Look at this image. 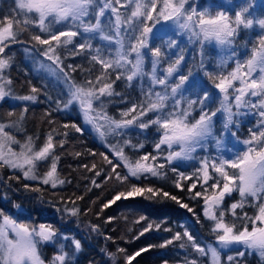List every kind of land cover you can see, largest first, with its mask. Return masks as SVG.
I'll return each instance as SVG.
<instances>
[{
  "label": "snow or ice",
  "instance_id": "1",
  "mask_svg": "<svg viewBox=\"0 0 264 264\" xmlns=\"http://www.w3.org/2000/svg\"><path fill=\"white\" fill-rule=\"evenodd\" d=\"M15 3L22 19H16L15 22L8 19L6 23H0V101L10 95V90L6 89V85H10L11 80H5L4 72L10 68L12 57L6 55L5 50L10 44L21 43L22 41L18 39L20 33L27 31L29 26H35L41 33H48V36L42 38L41 35H32L31 40L39 45L48 46L42 54L52 60L57 67L60 65V56L56 49L61 45L71 44L74 37L84 33L88 36L83 43L76 45L78 51L72 54L80 55L85 50L90 53L94 52L91 55V61L99 64L103 69L102 74L97 76L95 81L86 80L81 85L71 81L68 74L63 72V68H59L65 77V82L68 83V93L65 99L55 102L57 110L78 107L83 113L85 122L93 124L94 129L101 136L107 132L119 135L133 125L140 129H148L155 125L160 134L154 145L155 149L163 154L162 146H166L169 151L165 159L169 164L174 160L196 159L193 154L198 148L205 147L210 138L215 140L218 148L222 145L223 138L214 135L213 118L217 116V113L225 114L223 127L227 130L229 125L239 126V121L234 117L242 114L240 111L242 108L259 110L258 130L250 129V137L242 141L245 150L237 152L232 159L223 156L211 160L208 157L202 158L200 167L193 174L197 177V181H194L188 190L191 192L195 189L197 182H200L201 187L204 188L203 192L196 191L193 198L202 197L204 215L213 222L211 231L221 249L242 245L249 254L254 252L264 258V18L256 20L250 18L249 10L253 7L252 3L241 4L234 16L223 10L197 11L190 5L189 0H15ZM121 9H128V11L125 14L121 12ZM107 13L111 15L106 18ZM147 21L152 23L149 24ZM161 21H171L181 33H188L189 41H198L202 47L205 43L215 42L216 45L228 50H231L237 43L242 30L252 29L254 24L262 30L252 42L250 55L243 60L235 59V67L231 71L227 73L222 70L205 72L209 81L221 94L220 107L215 110L209 108V102L213 98L209 91L204 89H201L202 95L200 92L196 93L195 99L186 98L183 95L184 87L192 76L191 70L187 75H179L177 83L169 85V78L179 72L184 61L183 49H180L176 59L171 60L163 69L164 74L158 75V68L165 58V52L160 46H150L149 39L153 35V29ZM58 25L66 30L57 29ZM97 37L106 43L94 48L91 41ZM126 39L127 45L125 44ZM166 44L168 49L178 47L175 39L167 40ZM247 44L246 41L244 46L247 47ZM112 45L115 47L113 48ZM144 50H147V55L151 57L150 71H145L146 53ZM237 56L236 51H231L229 56L219 60L217 67L223 69L228 60ZM41 67L44 65L42 64ZM69 67L72 66L69 65ZM109 70H124L117 71L116 79L123 77L129 87L132 86L131 82L134 79L143 80L147 77L151 85H161L164 91H153L152 87H149L147 92L143 93L144 99L139 104L134 103L131 108L122 112L121 119H114L108 116L105 104L111 102L109 98L120 95V93L113 89L114 81H110L108 77ZM193 87H196L195 83ZM38 91L37 88L32 87V94L13 98L35 102L37 99L35 93ZM178 95L179 99H177ZM251 97H256V102H252ZM169 100L173 101L171 105L168 103ZM197 105L199 116L194 117L193 112ZM27 111L25 107L19 121L10 124L0 123V168L7 166L19 169L23 172L25 179H40L43 184H51L55 188L57 184L62 185L65 181L59 179L57 175L59 156L55 155L54 150L57 145L54 143L52 132L46 136L42 145L37 146L32 136H27L20 141L11 132L5 130L6 128H20L24 119L23 113ZM149 112L156 113L155 118L147 122L141 121L140 118ZM101 120L104 121L103 124L98 123ZM63 127L67 128L69 125L65 124ZM71 127L77 132L81 131V128L75 124ZM232 135L235 137L236 133L232 132ZM130 143V140L125 141V144ZM63 144L64 141L61 140L59 146L62 147ZM13 145H17L19 150L14 149ZM174 146H178V150H173ZM133 147L142 148L143 144ZM113 150L124 162L128 174L121 176L116 173L114 165L112 173L107 176L108 179H111L114 174L115 179L123 183L130 177L139 179L145 174L162 175L159 169L164 168L163 164L149 163V160L156 161L157 156L144 155L132 161L124 155L122 147ZM104 159L107 160V156ZM49 160L51 162L48 170L43 176H38L36 174L38 164ZM108 163L112 162L109 160ZM95 168L96 165L93 164L92 169ZM172 170L176 171L175 168ZM229 170L235 171L230 172ZM95 174L99 176L100 172L97 171ZM179 177L183 180L191 179L182 172L179 173ZM209 181L214 182L209 185ZM92 183L99 187L95 180ZM205 185L208 187H204ZM176 186L181 187L179 182ZM24 187L29 186L25 184ZM209 188L211 194H209ZM32 190L39 191L38 188ZM233 192H238L240 199L224 210L221 207L224 199ZM158 195L169 197L180 203L176 196H170L168 192L161 193L151 187L132 185L126 192H118L104 207L107 208L109 204L121 198L145 196L151 199ZM249 198H251L250 206L256 209L254 215L249 216L247 212H243L238 216L236 210L243 209L245 204L249 203ZM180 206L188 209L189 212L192 211L187 204L181 203ZM16 207L20 206L16 205ZM66 211L73 216L78 214L76 208L66 209ZM228 212L235 220L243 221L239 228L235 220L232 222L226 220ZM141 219L144 218L141 217ZM92 227L96 230L95 225ZM150 229L151 225L145 228L144 232ZM144 232H141V235ZM56 237L57 230L52 225L30 226L27 223L17 222L16 219L0 211V264H45L40 246L54 242ZM61 238L70 241L75 253L80 252V240L68 235H63ZM183 238H186L188 246L195 252L201 255L210 253L213 264H220V249L210 245L202 247L187 229L183 234L176 232L172 239L166 240L160 247H167L174 240L180 241ZM180 247L184 248L185 244L181 243ZM147 250L144 248L134 255L127 256L126 264H132L141 252ZM119 251L124 250L119 249ZM245 254V251H237L236 255L244 257ZM73 257L74 253L65 251L64 245H60V250L53 255L49 264H69ZM227 261L231 264L236 261V257L228 255ZM165 264H167L166 261ZM185 264H197V260H186Z\"/></svg>",
  "mask_w": 264,
  "mask_h": 264
},
{
  "label": "trees",
  "instance_id": "2",
  "mask_svg": "<svg viewBox=\"0 0 264 264\" xmlns=\"http://www.w3.org/2000/svg\"><path fill=\"white\" fill-rule=\"evenodd\" d=\"M249 2L253 5L249 10L250 18L254 20L264 18V0H189L190 5L197 11L223 10L233 16L241 4ZM127 11L128 9H121L122 13L126 14ZM110 15L107 13L106 18ZM8 19L15 22L16 19H22V17L16 8L15 0H0V23H6ZM147 23L151 24L152 22L147 21ZM57 29L66 30L59 25ZM261 31L255 24L252 29L242 30L237 43L231 50H228L216 45L215 42L205 43L202 47L198 41H189L188 33H181L171 21H161L153 29L149 44L152 47L160 46L165 52V58L158 68V75L161 76L164 74L163 69L168 66L171 60H175L179 50L183 49L184 61L179 72L169 78V85L177 83L179 75H187L191 70L192 76L184 87L183 95L186 98L195 99L197 92L202 95L201 89L207 90L213 98L209 102V108L215 110L220 107L221 94L209 81L205 72L222 70L227 73L231 71L235 67V59L243 60L250 55L252 42L261 34ZM32 35H41L42 38H47L48 33H41L37 27L29 26L28 30L22 31L18 37L22 42L10 44L5 50V54L12 57L10 68L4 72L5 80H11V84L6 85V89L10 90V95L0 101V123L10 124L19 121L23 109L27 107L28 111L23 113L24 119L20 128L17 130L11 128L8 131L20 141H23L27 136H32L37 146L42 145L46 136L52 132L54 143L57 145L54 150L55 155L59 156L57 175L65 183L60 187L53 188L48 184L26 181L17 171L0 168V211L16 219L17 222L27 223L30 226L52 225L57 230V235H68L80 240L81 250L78 253L74 252L70 241L65 242L64 250L74 253L69 264H126L127 256L134 255L144 248L148 250L141 252L132 261V264H165V261L167 264H185L186 260L192 259H196L197 264H209L208 255L202 257L201 254L195 252L188 246L186 238L180 241L174 240L167 247L162 248L160 245L166 240L172 239L176 232L183 234L185 229L196 238L202 247L216 242L215 235L211 231L213 222L204 215L202 197L193 198L196 191L203 192L204 188L201 187L200 182H197L195 189L191 192L188 190L190 185L197 181L193 174L200 167L199 159L205 155L208 158H218L215 155L213 143L207 141L204 152L194 155L196 159L183 162L174 161L169 164L164 158L167 155V149L162 146L163 154L158 153L155 149L154 145L160 135L155 125L148 129H140L133 125L129 129L123 130L119 135L107 132L101 136L94 129L93 124L85 122L83 113L78 107L57 110L55 102L65 99L68 93V83L65 82V77L59 68H63V72L68 74L71 81L81 85L86 80L95 81V78L102 74L103 69L99 64L91 61V55L94 52L90 53L85 50L80 55L72 54L78 51L76 45L83 43L88 34L82 33L80 36L74 37L71 44L61 45L56 49L60 56L59 67L42 54L48 46L39 45L31 40ZM169 39H175L178 47L168 49L166 41ZM246 41L248 42L247 47L244 46ZM91 43L95 48L106 42L97 37L92 39ZM125 44H128L127 39ZM112 47L114 48L115 45ZM25 49H29V51L26 52ZM144 51L146 53L145 71H150L151 57L147 55V50ZM231 51H236L238 56L228 60L223 69L218 68L219 60L229 56ZM42 64L44 67H41ZM69 65L72 67L70 68ZM48 66L56 69V79L49 75L45 68ZM117 71L109 70L108 77L110 81H114L113 89L120 95H114L109 98L111 102L105 104V111L108 116L114 119H121L122 112L127 111L134 103L139 104L144 99L143 93L147 92L149 87H152L153 91H164L161 85H151L147 77H144L143 80L134 79L131 82L132 86L129 87L123 77L119 80L116 79ZM193 83L196 87H193ZM32 87L39 90L35 93L37 96L35 102L13 98L32 94ZM177 99H179V95ZM250 99L252 102L257 100L256 97ZM168 103L171 105L173 101L169 100ZM233 110L235 111V108ZM240 111L242 114L234 117L239 121V126L232 124L227 130L223 127L225 114L217 113V116L213 118L214 135L226 140L233 138L242 143L243 140L250 137V129L257 131L260 121L259 110L245 107ZM9 113H13V115L10 116ZM155 116L156 113L149 112L140 119L147 122L154 119ZM193 116H199L198 105ZM98 123L103 124L104 121L101 120ZM65 124L69 127L64 128ZM73 124L81 128V131L77 132L75 128L71 127ZM232 132L236 133L235 137ZM37 137L39 139H36ZM61 140L64 141L62 147L59 146ZM128 140L131 143L125 144V141ZM139 144H143V147H133ZM121 147L124 155L132 161L138 160L144 155L157 156L156 161L149 160V163L163 164L164 168L159 169L162 175L145 174L139 179L130 177L123 183L115 179L114 174L111 179H108L107 176L112 173L114 165L116 173L121 176L128 174L124 162L113 150L114 148L118 150ZM231 150L233 149L231 148ZM105 156H107V160L104 159ZM109 160L112 162L111 164L108 163ZM50 162V160L40 162L37 173H45ZM93 164L96 165L95 169H92ZM85 165L87 167H84ZM173 168L176 171H173ZM97 171L100 172L99 176L95 174ZM229 171L234 172L235 170ZM179 172L191 179H181L177 175ZM213 175L215 176V174ZM93 180L99 184V187L92 183ZM177 182L181 187L176 186ZM213 182L209 181V185ZM25 184L29 187L25 188ZM132 185L151 187L161 193L168 192L170 196H176L180 203L162 195L151 199L145 196H136L128 199L121 198L115 203L109 204L107 208L104 207L118 192H126ZM204 187H208V185ZM34 188H38L39 191H33ZM209 194H211L210 188ZM239 199L238 192H233L230 196L225 197L221 207L227 210L232 203ZM181 203L187 204L192 211L189 212L188 209L182 208ZM250 204L251 198L243 209L236 210L237 215H242L243 212H247L249 216L254 215L256 209ZM16 205L20 207L17 208ZM71 208L78 209V214L73 216L66 211ZM226 220L232 222L235 218L228 212ZM235 222L237 228L243 223L240 220H235ZM93 225L96 226V230H93ZM149 225H151V229L144 232V229ZM141 232L144 234L141 235ZM181 243L185 244L184 248L180 247ZM58 246L56 244L46 247L45 252L44 248L40 249L45 263L50 261L49 251L55 254L58 251ZM119 249L124 251L120 252ZM220 264H230L224 252L220 253ZM231 264H264V258L245 254L244 257L236 259Z\"/></svg>",
  "mask_w": 264,
  "mask_h": 264
},
{
  "label": "rangeland",
  "instance_id": "3",
  "mask_svg": "<svg viewBox=\"0 0 264 264\" xmlns=\"http://www.w3.org/2000/svg\"><path fill=\"white\" fill-rule=\"evenodd\" d=\"M46 69H47V71H48V73H49V75H51L53 78H55L56 79V76H57V71H56V69H54L53 67H45ZM14 130H17V128H13ZM6 131H8V130H11V128H6L5 129ZM208 141H210V142H212L213 144H212V146H213V148H214V150H215V155L219 158V157H221V156H223L224 158H227V159H232V158H234V156H235V154L237 153V152H242V151H244L245 150V145L243 144V143H240V142H238L237 140H235V139H233V138H230L229 140H226L225 138H223V143H222V145L218 148L217 146H216V143H215V140L214 139H209ZM165 148H166V146H164ZM13 148L14 149H16V150H19L18 149V146L17 145H13ZM231 148L233 149V150H231ZM162 149H164V148H162ZM167 149V148H166ZM173 150H178V146H174V148H173ZM240 150V151H239ZM169 150L167 149L166 150V152H168ZM201 152H204V147L203 148H198L197 150H196V152L193 154V155H195V154H198V153H201ZM204 157H208L207 155H205ZM203 157V158H204ZM165 158V157H164ZM163 158V159H164ZM202 158H200L199 160H201ZM210 160L211 159H215V157L214 158H209ZM174 161H179V162H183V161H187V160H174ZM174 161H172V162H174ZM4 168H7V169H9V170H14V171H17V172H19L20 174H21V176L23 177V179L24 180H26V181H29V182H35V183H40V184H43L42 182H41V180L40 179H37V180H28V179H25L24 178V176H23V172L22 171H20L19 169H13V168H10V167H7V166H5ZM180 173V172H179ZM179 173L177 174L178 175V177H179ZM211 173V172H210ZM36 174L38 175V176H43L44 175V173L43 174H39V173H37L36 172ZM194 178H197L196 176H194ZM48 185H51V184H48ZM61 186V184H57V186L56 187H60ZM38 226V225H37ZM63 235H57V237L54 239V242H50V243H45V244H42L41 246H40V249H43V251L45 252V248L46 247H52V246H55L56 244L57 245H59L58 247H57V250L59 251L60 250V245H64V248H65V246H66V244H65V242H66V240H63L61 237H62ZM214 246V247H217L218 249H220V253L221 252H224L225 254H226V259H227V256L228 255H232V256H234V257H236V259H239V258H241V257H238L236 254H237V251L239 250V251H245V253L246 254H249L248 253V251L242 246V245H234V246H232V247H230V248H228V249H221L220 248V245L217 243V242H214V243H210V244H208V245H206V247L207 246ZM236 249H238V250H236ZM57 251V252H58ZM53 255L54 254H52L50 251H49V257H50V261H51V259H52V257H53ZM251 255H255V256H257L258 258H261L258 254H256V253H251ZM202 257H204V256H207V255H201ZM208 258H209V264H213V260H212V257H211V254L209 253L208 254ZM45 264H49V262L48 263H45Z\"/></svg>",
  "mask_w": 264,
  "mask_h": 264
}]
</instances>
